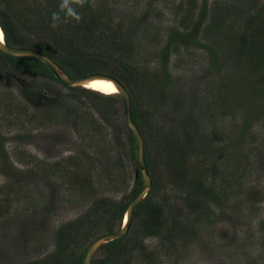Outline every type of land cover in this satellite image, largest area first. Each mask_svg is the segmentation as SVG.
<instances>
[{
    "label": "rangeland",
    "instance_id": "1",
    "mask_svg": "<svg viewBox=\"0 0 264 264\" xmlns=\"http://www.w3.org/2000/svg\"><path fill=\"white\" fill-rule=\"evenodd\" d=\"M16 3L7 8L12 17L25 9L24 17L51 25L60 0ZM88 3L110 26L104 38L124 34L118 41L122 49L129 41L131 51L124 60L151 75L130 83L152 133L150 155L163 159L167 137L160 127L186 136L191 149L185 148L183 167L203 176L215 194L197 192L195 210L187 179L174 176L167 161L156 168L149 194L158 212L154 219L134 217L127 264H264V62L253 71L249 56L238 53L253 44L264 0H87L78 8L84 19ZM214 6L222 10V25L213 23ZM27 22H17L19 32L37 40ZM44 26L30 27L45 32ZM194 31L192 40L169 45L165 77L170 36ZM108 40L103 52L112 53L91 58L101 73L118 70L122 57ZM22 76L0 66V264H59L65 235L87 244V237L108 233L106 220L114 222L110 232L122 228L127 212L111 219L110 209L135 197L138 166L119 94L108 95L109 104L85 87ZM172 215L182 219V229L168 238L165 219L170 224ZM150 219L157 234L142 230ZM101 247L94 264H108Z\"/></svg>",
    "mask_w": 264,
    "mask_h": 264
},
{
    "label": "trees",
    "instance_id": "2",
    "mask_svg": "<svg viewBox=\"0 0 264 264\" xmlns=\"http://www.w3.org/2000/svg\"><path fill=\"white\" fill-rule=\"evenodd\" d=\"M18 0H0V25L4 31L5 34V40L7 44L12 46H20V47H30L37 49L39 51H42L46 53L47 55L51 56L63 69V71L69 76V77H78L83 76L86 74H90L91 72H98L99 68L95 65L96 63H93L91 60L93 53L100 52L101 55H108L111 54V52L106 53L103 52V49L105 46H103L108 39H111L112 43H117L118 48L121 50V57L119 59V69L116 71H110V70H104L103 72L108 73L110 75L115 76L120 81H122L128 88L132 96V109H133V118L137 122V124L140 127V130L143 134L144 143H145V158L146 162L148 164L149 170L151 171V174L153 176L154 181L156 180V172H158V169L160 168L162 164L166 165V162L168 163L169 170H171V173L178 177V178H185L189 182V190L191 194V204L193 206V209L198 210V206L200 205L199 202H197L196 199H194L196 193L199 194H209L214 196L215 194L212 193V190L210 187L206 186L205 180L203 176H199L196 174L191 176L190 171L191 170H185L183 165L185 164L187 154L185 155V148L191 149L188 145V141L186 139V136H183L182 134L179 135V133L174 134L171 133L170 130H167L165 127L159 128V133L162 135H166V140L163 141L162 151H163V159L162 160H154V157L150 155L149 151V141L147 140V136L149 134H152L150 130H148V126L146 127V120L143 118L146 116V114L143 113L142 107L140 105V102L138 98L136 97V94L133 92V87L130 83H133L134 86H136L137 83H139V80L141 77L144 78L146 81L148 78H151V75L148 74V71H141L137 66L131 67L127 62L124 60V58H128L131 55V51H128L130 48V43L127 41V45L122 49V46L124 44L122 43L123 35L124 34H109V37L104 38L105 28H107L109 25L103 24L104 20L102 19V14L96 13V10L88 5L85 8H82L83 11L87 12V19H84V15L82 19L79 22H76L75 20H71L62 26L61 28H55L51 27L47 22L42 20L41 18H38L37 16H25L28 15L26 10L23 9L19 11L17 14V17H12L10 13H8L7 8H11L14 5H16ZM3 5L6 7L4 9ZM213 8V23L215 25H222L224 22V15L221 13L222 10L220 7L217 8L214 6ZM28 10V9H27ZM58 11V8L55 7L52 12ZM23 19V20H22ZM202 16L200 14L199 20L195 23L197 27H200L201 25ZM19 21H31V25H45L44 30L45 32H38L35 29L31 28L29 25L27 28L32 29V31L38 36V39H31L30 37H25L19 32V27L17 25V22ZM28 23V22H27ZM61 24V23H60ZM103 26V28H102ZM110 27V26H109ZM41 28V29H42ZM48 30V32H47ZM73 31V33H69V31ZM196 32H190L188 34H182L179 33L178 35H172L170 36L168 40V46L164 50V58H163V71L165 73V77L169 74L168 70L166 68L167 62H168V49L169 45L171 43H174L175 41L183 42L192 40L195 36ZM44 35L47 37L45 38ZM118 38H121V40L118 41ZM251 40L253 41V44L250 45L249 49H245L244 46H241L239 48V54L241 55L244 53V55H248V60L250 61V65L253 68V71H258L261 69L263 62H264V19H260L259 24L255 30L251 33ZM105 41V42H104ZM88 45H92L93 51L90 52L87 50ZM85 48L87 52L85 51ZM247 56V57H248ZM97 59V58H96ZM0 66L5 69H12L18 73V76L24 77L22 75L29 74L31 76H40V77H46L48 79L57 80L59 81L53 74V72L49 69L47 65H45L43 62L38 60L34 57H19V56H12V55H6L0 52ZM101 73V72H100ZM142 75V76H141ZM141 76V77H139ZM131 81V82H130ZM148 81V80H147ZM61 82V81H59ZM63 83V82H61ZM144 83V82H143ZM64 84V83H63ZM145 85V83L143 84ZM155 85H153L154 87ZM150 88L149 86H147ZM74 89H80L79 87H73ZM82 88V87H81ZM47 89L46 87H42V90H38L39 94L44 95V91ZM83 91L89 93V94H95L98 95L101 98H105L109 102L113 99H110V96H106L104 94H100L99 92L90 90V89H84ZM47 93V92H45ZM112 96V95H111ZM163 97V98H162ZM161 99H164V96H161ZM161 100V101H162ZM126 126L128 128L129 132V138L131 143V149L133 152L134 159H136V143H135V137L132 133V131L129 129L127 123ZM186 142V143H185ZM168 152V154L166 153ZM137 161V160H136ZM138 166V164H137ZM138 170V168H137ZM189 175L191 176L188 180ZM139 178V184H137L133 196H135L140 187L143 184V175L141 172H139V176L136 177ZM151 190L150 194L152 195ZM149 194V196H150ZM148 196V197H149ZM146 198L143 200L136 209V218H140V216L145 215L150 216L152 219H154V216L158 212V208L156 204H154L150 198ZM129 202L124 203L122 206L116 205L115 207H112L110 209L111 219L112 217H122L125 212H127ZM172 222L169 224L167 219H165V228L168 232L167 237L171 238L174 235V232L176 233L179 230L182 229V219L176 215H172ZM146 220L141 225L142 230L146 234H157V230L154 229L153 220ZM106 231L110 232L113 230L114 222L112 220H106ZM140 223V222H139ZM169 224V227H167ZM186 228V227H185ZM184 228V229H185ZM144 233V234H145ZM69 234V233H68ZM70 238L69 235H65L64 238ZM63 240L59 243V248L62 250V256L59 258V264H83L84 256L87 250V247L89 245V241H93V237H87V244L85 241H82L81 238L77 237V235L71 239L72 242H75L73 247L70 250H67V248L70 246L71 243L68 239ZM74 239V240H73ZM81 239V240H79ZM128 237L119 238L113 241H110L106 244H104L101 249H107L108 257L103 260L104 263L108 264H127L128 257ZM77 240V241H76ZM81 247V251L77 252L76 246ZM60 252V253H61ZM45 264H49L45 263ZM94 264V260H93Z\"/></svg>",
    "mask_w": 264,
    "mask_h": 264
},
{
    "label": "water",
    "instance_id": "3",
    "mask_svg": "<svg viewBox=\"0 0 264 264\" xmlns=\"http://www.w3.org/2000/svg\"><path fill=\"white\" fill-rule=\"evenodd\" d=\"M0 30L3 31L1 25H0ZM0 52L12 56L37 58L38 60H40L49 67V69L53 72L54 76L59 81L63 82L69 87H84V83L86 81L95 77H103V78L111 79L119 87V95L123 102L125 120L129 129L132 131L135 137V143H136L135 151H136V160L138 164L136 177H138L139 172H141L143 175V184L140 190L138 191V193L135 195V197L129 202V206L126 214L128 215L127 225L122 226V228H120L117 231L101 234L100 236L96 237L92 242H90V244L88 245L84 256L83 264H93L95 254L97 253V251L101 246H103L104 244L110 241L126 237V235L130 230L133 219L135 217L136 209L138 205L148 196L153 185V179L145 158V143H144L143 134L140 130L139 125L133 118L131 93L127 88V86L122 81H120L118 78L110 74L96 72L88 75L78 76L75 78L69 77L63 71L61 66L51 56L47 55L46 53L30 47L12 46L7 44L5 40L4 31H3V38H0Z\"/></svg>",
    "mask_w": 264,
    "mask_h": 264
},
{
    "label": "clouds",
    "instance_id": "4",
    "mask_svg": "<svg viewBox=\"0 0 264 264\" xmlns=\"http://www.w3.org/2000/svg\"><path fill=\"white\" fill-rule=\"evenodd\" d=\"M86 2L87 0H60L58 11H54L51 15V27H59L62 20L66 21L71 19L79 22L82 19V16L80 15L78 8L83 7Z\"/></svg>",
    "mask_w": 264,
    "mask_h": 264
},
{
    "label": "bare ground",
    "instance_id": "5",
    "mask_svg": "<svg viewBox=\"0 0 264 264\" xmlns=\"http://www.w3.org/2000/svg\"><path fill=\"white\" fill-rule=\"evenodd\" d=\"M3 38V31L0 30ZM84 87L90 90L105 94V95H117L119 93L118 85L111 79L103 78V77H95L84 83ZM115 88V91L112 89ZM128 222V215L125 216L123 226H126Z\"/></svg>",
    "mask_w": 264,
    "mask_h": 264
},
{
    "label": "snow or ice",
    "instance_id": "6",
    "mask_svg": "<svg viewBox=\"0 0 264 264\" xmlns=\"http://www.w3.org/2000/svg\"><path fill=\"white\" fill-rule=\"evenodd\" d=\"M0 37H2V33H0ZM115 90H116L115 88L112 89V91H115Z\"/></svg>",
    "mask_w": 264,
    "mask_h": 264
}]
</instances>
